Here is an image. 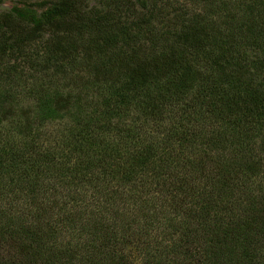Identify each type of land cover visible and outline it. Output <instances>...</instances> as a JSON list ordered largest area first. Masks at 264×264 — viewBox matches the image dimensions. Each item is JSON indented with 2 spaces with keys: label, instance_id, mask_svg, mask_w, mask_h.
<instances>
[{
  "label": "trees",
  "instance_id": "16d2710c",
  "mask_svg": "<svg viewBox=\"0 0 264 264\" xmlns=\"http://www.w3.org/2000/svg\"><path fill=\"white\" fill-rule=\"evenodd\" d=\"M13 18L0 264H264V0Z\"/></svg>",
  "mask_w": 264,
  "mask_h": 264
},
{
  "label": "rangeland",
  "instance_id": "374dc122",
  "mask_svg": "<svg viewBox=\"0 0 264 264\" xmlns=\"http://www.w3.org/2000/svg\"><path fill=\"white\" fill-rule=\"evenodd\" d=\"M59 0H1L0 2V18L5 14H12L17 29L28 30L35 21L39 20L47 9L52 8ZM87 9L97 10L104 7L107 0H80ZM45 36L42 37L44 39ZM40 43L32 42L26 45L29 51L39 49ZM41 49V48H40Z\"/></svg>",
  "mask_w": 264,
  "mask_h": 264
}]
</instances>
